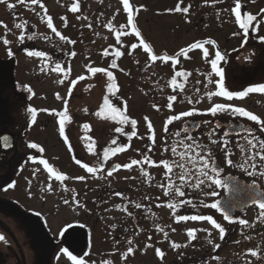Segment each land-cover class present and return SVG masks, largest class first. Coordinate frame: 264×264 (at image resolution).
Segmentation results:
<instances>
[{"label": "flooded vegetation", "instance_id": "obj_1", "mask_svg": "<svg viewBox=\"0 0 264 264\" xmlns=\"http://www.w3.org/2000/svg\"><path fill=\"white\" fill-rule=\"evenodd\" d=\"M47 1L38 0L36 5H32L31 0H0V136L9 137L8 147H4L3 141H0V236L4 237L0 239V264H75L66 253L61 252L64 248L78 260H84L85 264H166L170 252L178 255L183 244L186 249L179 257L180 264H211L215 258H224L221 257V251L229 246L226 244L229 236L227 231L228 225L232 224L237 230L236 241H240L236 244L248 246L245 253L251 255L249 249L256 252L258 248L263 254L264 219L261 214L264 210H261L258 204L251 201L248 205L243 204L239 209H235L232 217L234 222H229L223 219L222 211L210 207L183 206L175 211L170 209L168 204L175 205L176 201L166 197L160 185L167 187L164 180L167 170L161 161L172 159L170 151L164 153L162 150L165 144L171 147L174 139L172 133L183 124L192 125L204 120L222 124L218 134L224 131L229 133V139L232 141L230 146L235 153L230 158L237 165L242 162V154L236 148L237 142L246 146L244 136L249 139L264 137V127L248 121L245 117L230 114L213 117L207 111L210 103L205 97L187 96L189 90H192L190 94L197 93L193 88L201 90L207 82L185 80L176 82L175 84L179 83L177 86L172 82L168 83L171 96L161 97L152 105L155 111L158 110L156 116L164 121L185 111L195 110V115L173 122L170 124L171 129L167 132L163 130L160 136L152 123V130L148 129L149 123L141 114H129V120L137 121L136 136H130L133 131L130 124L121 132L113 129H82V117L87 115V118H90L91 114L74 111L81 107V104L77 107L72 104L73 101L81 99L76 97V94L77 85L82 82L79 78L67 80L72 69L69 60L74 45L65 44L55 34L52 42L51 35H46L49 17L54 23L55 15H58V22L68 23L70 15L74 13H54ZM62 1L68 3L66 9L71 11L69 3L90 0ZM63 8L64 6L60 7ZM17 23L26 24L27 27L17 29ZM60 31H64L63 27ZM22 33H32L34 38L21 42ZM262 38L264 33L261 32H248L247 35L239 32L232 36L219 33V40L206 37L189 44L188 55L191 56L198 50L204 53L205 48L208 53L212 49L215 55L219 50L224 59L218 63V67L224 70L228 60L233 61L232 58H235L237 64L240 62L235 72L238 79L235 78V83L231 84L236 76L232 72L234 77L228 75L227 79L225 70V87L230 91H242L264 83ZM4 39L9 41L7 45L3 43ZM206 39L215 43L206 44L199 49L190 47L193 43H203ZM60 46H63V50ZM9 51L12 55L8 54ZM36 51H43L46 56H28V52ZM212 58L214 56L205 58V70H211L208 61ZM53 61L60 63L61 70H54ZM246 66L251 69L241 72ZM255 66L260 68L256 70ZM189 69L190 73L197 71L194 66ZM248 75L251 78L246 80ZM28 88L31 92L27 91ZM173 96L176 97L175 100L171 99ZM188 97L192 98L193 103L188 102ZM201 99L206 103L201 102ZM218 103L243 107L264 122V92L249 93L245 97L233 98L230 101L220 97ZM168 104H172L171 109L167 107ZM200 105L202 109L199 108ZM29 107L36 110L34 121L28 111ZM61 111H67L71 117L65 124L67 141L59 134L60 117L57 113ZM92 116L95 117L94 114ZM72 124L77 127L72 128ZM209 128L210 125L193 128L192 134L202 136ZM246 128H250L251 133L245 132ZM83 133H91V136H85ZM149 136L154 141L151 151L148 149L151 143ZM202 139L206 142V137L202 136ZM113 140L117 141L115 145L111 143ZM30 143L38 144L44 151L28 148ZM110 145L108 156L105 158L103 150ZM214 151L218 166L223 168L220 178L241 187L255 182L257 193L264 198V176H249L240 167L228 165L224 154L218 148ZM93 152L104 161V167L97 172L88 173L83 164L96 166L97 159L91 154ZM29 156H35L36 159L30 161ZM144 156L148 157V162L144 161ZM76 159L81 160V164H76ZM40 160H45L48 167L40 164ZM132 160L140 163L133 165ZM114 164L121 167L112 169ZM125 164L130 167L124 168ZM109 170H112L111 175H108ZM57 174L68 179L57 181ZM79 177L84 179H78ZM10 184L14 186L9 187ZM212 190L217 191L219 195L204 197L207 204L217 199L221 201L227 194V191L216 188L215 185L213 189L205 188V191ZM185 191L187 193V190ZM116 193L122 195L118 196ZM186 198L198 202L201 197L195 193H187ZM65 200H68L67 204L64 203ZM137 203L141 205L140 208L135 207ZM196 214L211 215L225 228L224 238H220L219 229L209 221H178L175 218L177 215L190 217ZM240 219L245 220L246 225L242 226ZM69 225L72 226L71 229ZM112 225L116 227L113 228ZM209 229L217 234L209 236ZM188 230H192L191 237ZM181 233L184 238L180 244L173 241L169 244V238L177 239ZM249 236L251 239L247 238ZM206 237H212V243H206ZM129 240L132 241L131 244L128 243ZM211 245L215 251H210ZM217 245L219 247H216ZM129 248L132 249L131 252L128 251ZM234 255V259L239 260V255L237 257L235 252ZM227 262L229 261L225 264Z\"/></svg>", "mask_w": 264, "mask_h": 264}, {"label": "rangeland", "instance_id": "obj_2", "mask_svg": "<svg viewBox=\"0 0 264 264\" xmlns=\"http://www.w3.org/2000/svg\"><path fill=\"white\" fill-rule=\"evenodd\" d=\"M239 1H243L244 10L260 14L257 17L255 30L249 31V33H264V12H262L264 10V0ZM236 2L237 0H130V6L134 7L135 26L140 31L141 36H136L132 26L127 24V14L124 12L123 0H90L89 2L69 3L71 6L72 4L77 5V12L70 15L71 19L68 23L58 22V15H55L56 21L53 26L62 36L76 42L70 44L74 45L71 47L75 56L71 55L70 57L69 61L72 69L67 80L71 81L73 78L84 77L82 82L79 83L80 85H77L76 97L81 99L72 103L75 104L74 107L77 103H81V107L74 109V111L91 114L90 118H87V115L82 117L84 119L83 124L90 123L88 124L89 129H113L115 131L116 127L123 129L127 125L121 126L119 124L121 115L129 117V114H141L143 119L147 118V123L154 125V130L159 136L165 130V127L169 131L171 125L168 124V121L159 119L156 116L158 110L155 111L152 103L158 102L161 97L171 96L168 83L172 82V77L175 76L177 71L184 73V75L177 77L176 82L185 80L208 81L207 74L211 70L204 69V65H207L204 60L209 56H214L212 49H210L208 57L205 58L200 50L191 56L188 54L187 56H179L178 53L181 52V49L185 52L188 50L187 46L189 44L203 40L206 37L219 40V33L232 36L234 33L243 32L235 22L233 9ZM47 3L54 13H72L66 9L68 3L62 0H48ZM177 4L181 8L188 7L189 12L169 11V9L174 10ZM62 6L64 8L60 9ZM95 13H97L96 16ZM109 24H111V27H108ZM120 25H125V29L122 30ZM61 27L64 29L62 32L60 31ZM124 30L128 32V35H121V40L118 42L116 33ZM46 35H51L50 40L53 42L55 35L47 25ZM141 39L151 47L152 53L144 50L143 45L140 43ZM133 44H136L137 47L132 48ZM117 51H120L122 55L117 57L115 55ZM152 54L167 55L174 57V59L151 61L150 56ZM113 59L117 63L115 68L112 67ZM232 59L233 61L229 59L226 64V78L228 75L234 77L233 73L237 72V65H240V62L239 64L236 63L235 58ZM146 65L150 66L146 67ZM191 66H194L197 71L190 73L189 70L191 69L189 68ZM94 67L102 68L105 71L93 73L91 69ZM258 68L260 67L255 66L256 70ZM250 69L246 66V69L241 72ZM109 72L112 73L111 80L107 75ZM235 78L238 79L237 76L234 77L231 84L235 83ZM245 78L247 80L251 76L248 75ZM212 79L216 80L218 77L213 74ZM109 83H115L116 85L111 92L107 87ZM178 84H175V86ZM167 87L168 89H166ZM216 90V85L207 84V87L203 85L199 91H197V88H193V91L197 93L190 94L192 90H189L187 96L205 97L206 101L208 100L210 103L209 108H211L220 101V97H213L212 100H209L206 93ZM113 93H116V96H113ZM104 96L110 97L111 104L120 109L119 113L113 114L111 107L103 104ZM201 102L206 103L202 99ZM84 108L87 109V113ZM101 108H103L102 112L100 111ZM199 108L202 109L201 105ZM98 112L99 115H97ZM113 115L116 116V119H113ZM71 126L72 128L77 127L73 124ZM90 134L83 133L85 136ZM209 232L211 236L217 234L211 232L210 229ZM227 233L229 236L226 244H229V246L224 247L221 251V257L224 258H215L211 264H225L226 261H229L227 264H246V262L247 264H264V253L262 254L258 248L256 249L257 255L255 258L253 255L245 253V249H248L247 245L240 246L235 243L238 235L233 224L228 225ZM183 238L182 233L177 239L169 238V244L172 241L180 244ZM206 243H208V239H206ZM214 246H209L210 251H215L213 250ZM180 247L181 250L178 255L172 251L170 252L169 261L166 264H180L179 257L182 255V251L186 249L184 244ZM234 252L237 257L239 255V260L234 259ZM226 255L227 259L225 260Z\"/></svg>", "mask_w": 264, "mask_h": 264}, {"label": "snow or ice", "instance_id": "obj_3", "mask_svg": "<svg viewBox=\"0 0 264 264\" xmlns=\"http://www.w3.org/2000/svg\"><path fill=\"white\" fill-rule=\"evenodd\" d=\"M38 0H31L32 5H36ZM9 7H13L12 5H9ZM123 8L124 11L127 12V24L132 26L133 30L135 31L136 36H141V33L136 30V26L133 23V11L134 7L130 6V0H123ZM169 11H175V12H183L188 13L189 8L184 7L181 8L179 4L176 5L175 9H169ZM235 12V22L239 25V28L243 30L244 34L247 35L249 32V28L254 26V23L257 22V17L250 14H245V17L242 18L241 15V4L238 2L235 3V7L233 9ZM71 12L76 13L77 12V5L72 4L71 6ZM264 12V10H262ZM17 29L26 28L27 25L17 23L15 25ZM47 27L51 29L52 33H54L57 37L60 38V40H63L65 44H75V41L69 40L67 37H64L60 34V32L57 31V29L53 26V20L51 17L47 19ZM108 27H111V24L108 25ZM120 28L123 30L125 29V25H120ZM5 29H7V26L5 25ZM121 35L127 36L128 32L124 30L123 32L118 31L116 33V40L119 42L121 40ZM235 35V33H234ZM34 38V34L32 33H22L20 36V41L23 42L25 39L32 40ZM45 39H48V37H45ZM264 39V38H262ZM3 43L7 45L9 41L7 39H4ZM140 43L143 45V48L146 52L152 53L153 50L151 47L144 43L143 39H141ZM215 42L211 39H206L203 41V43H193L190 47L192 49H199L204 47V45H211ZM61 50H63V46H60ZM132 48H136L137 45L133 44L131 46ZM184 53V50L181 49V52L178 53V55H182ZM9 55H12V52L9 51ZM71 55L75 56V53H71ZM117 57L121 56L122 53L120 51H117L115 53ZM203 55L205 57H208V49L205 48ZM29 57H45L46 53L43 51H36V52H28ZM151 61H157L160 60H171L174 59V57H169L167 55L158 56L157 54H152L150 56ZM224 56L221 54L219 50L215 52L214 58H212L210 61V68L211 71L207 74L208 75V81L207 84H214L217 86L216 91H208L206 93V96L209 100H212L213 97H225L229 101L233 98L238 97H245L249 93H255V92H264V83L254 85L247 87L246 89L242 91H230L225 87V70L222 67H218V63L223 61ZM55 63V69L54 70H61V65L58 62L53 61ZM150 65H146L148 67ZM47 67V65H45ZM112 67H117L116 60H112ZM43 71V69H41ZM91 71L93 73H102L105 70L102 68H92ZM213 74L218 77V79L213 80L212 76ZM109 80L112 78V73H107ZM184 75V73L177 71L175 73V76L172 77V83H176V78ZM79 79L83 80L84 77H80ZM62 82V81H61ZM75 83V81H73ZM197 83H199L197 81ZM207 84L205 87H207ZM108 90L111 92L113 88L116 87L115 83H109L107 85ZM27 91L31 92V89L28 88ZM197 91H199L197 89ZM113 96H116V93H113ZM59 98V97H58ZM171 99L175 100L176 97L173 96ZM188 102L191 104L193 103V100L191 97H188ZM118 102V97H117ZM197 103L199 101H196ZM103 104L106 106L111 107V111L113 114H117L120 112V109L110 102L109 96H104L103 98ZM156 107V106H154ZM167 107L169 109L172 108V104H168ZM28 111L32 114L33 121L35 120V114L36 110L32 107L28 108ZM103 111V108L100 110ZM211 113L213 117H216L219 114H230L231 116H238V117H245L248 121L254 122L257 125H261L264 127V122L261 121L260 117L257 115H254L252 112L245 110L243 107H233L230 104H223V103H216L214 106L209 108L207 110ZM85 112L87 113V109H85ZM60 117L59 119V134L61 137L65 138V141H67V137L65 136V124L66 121H69L71 117L68 116L67 111H61L57 113ZM100 113L98 112L97 115ZM195 115V110L193 111H185L180 113L179 115L171 116L168 119V124H173L175 121H181L182 117H191ZM113 119H116V116L113 115ZM147 120V118H145ZM119 124L121 126L125 124H130L133 131L130 133V136H136L135 128L137 126V121L135 119L129 120V117L126 115H121V118L119 120ZM202 125H210L209 130L206 133H203L202 136L206 137V142L204 139H202V136H195L192 134V129H199L202 127ZM148 129L152 130V125L149 123L147 125ZM223 127L222 124L219 122H211L208 120H204L201 123H194L192 125L183 124L182 127H180L178 130L174 131L172 133V136L174 139L172 140L171 147L167 144H165L163 148L164 153H168L170 151L171 154V161L164 160L161 161L164 168L167 170L164 173V180L167 182V187H165L163 184L160 185V187L163 189V193L166 197H168L172 201H176L175 205L172 203L168 204V207L170 209H173L175 211L176 208L183 207V206H190L192 208H196L197 206L200 207H210L212 209H215L217 211L223 212V219L225 221L234 222L232 220L233 213L222 207L221 201L217 199L215 202L211 204H207L204 201V197H217L219 194L217 191H205V188L212 189L213 185H215L216 188H222L225 191L229 192L230 194H239L243 193V196H238L236 199H233L229 202V207L232 209H239L243 204H246L248 201H251L253 204H258L259 208L261 210H264V198H262L257 193V186L255 182L251 185L246 186H232L228 183V180L220 178L221 173L223 172V168L218 166L216 155L214 149L218 148L221 153L224 154L226 163L232 167H240L242 170H244L247 175L254 176V175H260L264 176V137H254L249 139L248 136H244L243 139L246 141V146L244 144H241L237 142L236 148L239 149L240 153L242 154V162L237 165L234 164L232 159L230 158L232 155H234V151L232 147L230 146L232 141L229 139V133L227 131H224L222 134H218L219 130ZM84 129H89L90 126L88 124L83 125ZM116 132H121V127L115 128ZM168 131V128L165 127V132ZM245 132L251 133L250 128H246ZM9 137L7 135L0 136V141H3L4 147H8L7 141ZM143 139V137H141ZM149 140L151 143L148 145L149 151H151L152 145L154 144V141L152 140V137L149 136ZM112 145H115L117 143L116 140H113ZM69 147H71L69 145ZM104 148L103 150V157L108 156L109 148ZM28 148L30 149H39V151H44L43 148H40V146L36 143H30L28 144ZM92 155L96 156L97 164L96 166L90 167L87 163L83 164V167L87 169L88 173H94L99 171L101 168L104 167V161L96 154L91 153ZM28 159L30 161H34L36 159L35 156H29ZM144 161L148 162V157L144 156ZM76 164H81V160L76 159ZM133 165L139 164L140 161L132 160L131 162ZM40 164H43L45 167H48V164L45 160H40ZM121 166L118 164L112 165V169H118ZM124 168H129V164L123 165ZM250 169V170H249ZM52 171V169H49ZM35 174V173H34ZM112 174V170H109L108 175ZM55 179L57 181H62L65 179H68L66 176H61L60 174H57ZM78 179L83 180L84 177H79ZM231 179V178H229ZM14 185L10 184L9 187H13ZM50 190V189H49ZM195 193L199 197V201H195L191 198H186L187 193ZM29 195H31V192H29ZM116 195L120 196L122 193H116ZM183 198V199H180ZM65 204L68 203V200L64 201ZM119 207V206H118ZM136 208H140L141 205L139 203L135 204ZM176 220L178 221H186L188 219H191L193 221H209L215 228L219 229L220 232V238L223 239L225 235V228L221 226L220 223H217L215 219L211 215H191L185 216V215H177ZM261 218L264 219V212L261 214ZM239 223L243 226L246 225V221L243 219L239 220ZM69 229H71V225L68 226ZM113 228L116 227V225H112ZM251 227V225H249ZM201 231H205L204 229H201ZM189 237L192 236V230H188ZM211 233H209V236ZM165 236H167V233H165ZM248 239H251V236L247 237ZM0 239H4L3 236H0ZM207 239V237H206ZM209 243H212L211 239H208ZM129 244L132 243L131 240L128 241ZM235 243H240V241H236ZM174 247H179V245H173ZM216 247H219L217 245ZM129 252L132 251L131 248L128 249ZM62 253H66L71 260L75 262V264H85L84 260H78L75 256H73L67 248L61 249ZM249 252L251 255L256 256L257 252L252 251L249 249ZM157 254L160 255L159 250H157ZM247 264V262H246Z\"/></svg>", "mask_w": 264, "mask_h": 264}, {"label": "water", "instance_id": "obj_4", "mask_svg": "<svg viewBox=\"0 0 264 264\" xmlns=\"http://www.w3.org/2000/svg\"><path fill=\"white\" fill-rule=\"evenodd\" d=\"M230 185L235 187L234 183H231ZM238 196H243V194L242 195H239V194H236V193L230 194L229 192H227L225 198L221 200L222 207L225 208V209H228V210L231 209V212L234 214L235 213V209H232V208L229 207V202L231 200H233V199H236ZM248 203H251V202L248 201L245 205H248Z\"/></svg>", "mask_w": 264, "mask_h": 264}, {"label": "trees", "instance_id": "obj_5", "mask_svg": "<svg viewBox=\"0 0 264 264\" xmlns=\"http://www.w3.org/2000/svg\"><path fill=\"white\" fill-rule=\"evenodd\" d=\"M256 1H258V0H256ZM242 2H243V1H239V3L241 4V15H242V18L245 17V14L254 15V16H256V17L260 16V14L253 13L252 11L244 10V7H245V6H244V4H243ZM254 27H256V22L254 23V26H252V27L249 28V31H254V30H255ZM242 31H243V30H242ZM182 55H183V56H187V51H185ZM179 56H180V55H179ZM79 104H81V103H77L76 107H77ZM107 107H109V106H107ZM85 108H86V107H85ZM85 108H84V109H85ZM104 110H105V109H104Z\"/></svg>", "mask_w": 264, "mask_h": 264}]
</instances>
